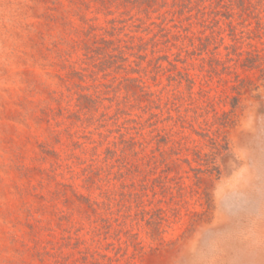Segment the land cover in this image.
I'll return each mask as SVG.
<instances>
[{
    "label": "rangeland",
    "instance_id": "374dc122",
    "mask_svg": "<svg viewBox=\"0 0 264 264\" xmlns=\"http://www.w3.org/2000/svg\"><path fill=\"white\" fill-rule=\"evenodd\" d=\"M241 7L231 23L207 8L221 61L187 65L140 30L160 11L137 0H0V264H264V0ZM126 76L174 105L114 115L124 100L109 84ZM164 127L183 149L153 136ZM194 146L214 163L194 162ZM76 193L103 203L83 211Z\"/></svg>",
    "mask_w": 264,
    "mask_h": 264
},
{
    "label": "trees",
    "instance_id": "16d2710c",
    "mask_svg": "<svg viewBox=\"0 0 264 264\" xmlns=\"http://www.w3.org/2000/svg\"><path fill=\"white\" fill-rule=\"evenodd\" d=\"M137 1L139 3L140 12L148 14L149 11L151 10L160 11L159 12L160 15L156 17L157 19H159L157 22L156 21L150 22L151 24H153L152 26L143 25L140 27V30L142 32L151 33L153 35V37H151L150 40L152 41V44L155 46L157 50L159 51L161 50L160 44H163L165 46H170L171 48L175 49V51L173 52L175 61H179L180 63L187 64V65L191 64L193 59H200L203 61L204 60L203 55L206 53H210L211 60L215 61V64L218 65L217 63L221 61V59L218 57V54H219L218 47L217 46L211 47V45L214 43L215 40L217 39L221 40L222 37L217 32V29L219 27L212 28L210 26V23L208 24V20H207L208 18H206V10L207 8H209L211 12L216 13L217 12L216 8L218 6L225 8L226 13L223 15H225L228 19H230V23H231L233 12H234L233 10H235V5H242L241 10L243 9L244 11L245 2L247 0H137ZM186 12H189V14L186 15ZM183 14H184L183 21H185L186 23L184 24L181 21V24H179L178 18ZM190 18H192V20H189ZM214 19L213 21L216 23V20ZM168 21L173 22V24L170 27L167 24ZM193 22L195 23L196 26H198V29H197L198 33L193 31L192 29ZM154 27H157V30H155ZM207 29H209L208 33L206 32ZM147 44L149 45L148 41H143L140 44H138V46L136 45L137 52L139 53V48L145 51L148 47ZM145 56H146V53H145ZM92 60L95 63L94 64L95 66L97 63L95 62V59L92 58ZM224 64L225 63L222 64V67L223 68L227 67L226 64L225 65ZM172 65L176 66V64H172ZM210 65H211V68H213L212 64ZM178 75L180 76V79H184L186 77L182 71H179ZM139 84H140L139 76L122 77L120 81L118 82V84L116 85L112 83L109 84L110 91H113V95L109 99L117 100L116 99L118 96L117 93L118 91L121 90L122 97L124 100L123 107L117 108L114 115L119 116V115H124V114H130L129 112H127V110H125V107L136 105L138 106V109H139V103H144V106H149L150 108L159 107V102H162L163 105L165 106L174 105V104H171L174 98V95L168 92L170 89L168 88L166 89L165 87H163L161 88V91H159V93H155V91H152L150 89L146 90L144 86L139 87ZM163 91H166V93H163ZM81 97H84L86 99L84 100V103L80 105L82 110L84 107H88L91 110H95L97 108L98 99H101V94L98 93L94 99L90 97L89 100H88L89 97L86 98L84 95H82ZM236 102H238V93L237 95L232 96L231 105L232 106L235 105ZM150 114L152 116H156L158 113H154V111H151ZM178 116L180 117L181 114H178ZM169 118L170 119L173 118L171 114H169ZM134 129H136V132H139V127H134ZM172 134H173V130L171 127L168 129L164 127L161 130H159L156 135H153V136L160 137L161 138L160 141L171 143L173 144V146H177L178 147L177 150L183 149L184 143L181 142V139L183 138H178L177 140L172 141V137H171ZM130 135H134V134H130ZM129 139H133V138L130 137ZM129 146L134 147L135 142H128L126 144V147L129 148ZM159 148H160L159 145L155 146L156 151H158ZM134 149L135 148H133V150ZM193 149L195 150L194 152L195 158H193V161L196 162L198 165L202 166L203 161H205L204 159H206L204 158L205 154L202 153L200 150H196L195 146L193 147ZM215 150H216L215 153L217 154V157H220V158L228 156L230 152L228 143L226 141H224L223 143L215 142ZM179 152H174V153L177 155ZM149 160L153 164L152 167H154L156 162L153 158V155L150 156ZM158 161L164 164V167L166 169L165 177L168 179L167 182L172 181L173 179L179 178L178 172H176V176L175 174L173 175V172L171 173L172 171L171 167L167 166L168 163L166 162V159L164 160L160 159ZM185 161L192 166L191 158H188L186 156ZM204 163H206L205 165H209L214 162H210L208 164V162L205 161ZM173 166L178 169L179 163L177 161H174ZM200 166L196 167L195 169H197L198 171H202L203 169ZM212 167H211L212 170L215 171V173L218 175L219 169H220L219 166L214 165ZM171 177H174V178H171ZM176 190L178 192H181L183 188L177 187ZM166 191H169V187L167 185H163L161 187V193L165 194ZM89 192L91 191L89 190L88 193ZM88 193L87 194L76 193L78 196L77 198L81 200V202H78V204L80 205L79 207L81 208L82 207L81 205H83L82 203H84L85 208L87 207L88 209L95 211V207H97L100 203L102 204L103 200L100 201L99 198H97L96 196L93 197L92 193L90 194ZM85 208L82 207V210L86 211ZM163 213L164 212L158 208L157 217L159 219H163L164 221H166V216ZM127 215H130V213L128 212ZM104 221L105 223L102 226L105 228L110 227V223L107 224L106 222L107 217H104ZM159 225H160V222L156 223L157 228L159 227ZM156 233L158 234L159 232H156Z\"/></svg>",
    "mask_w": 264,
    "mask_h": 264
}]
</instances>
